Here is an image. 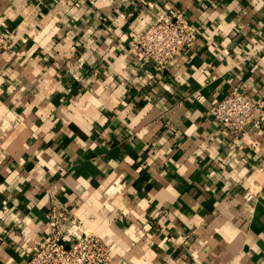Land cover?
<instances>
[{"label":"crops","instance_id":"obj_1","mask_svg":"<svg viewBox=\"0 0 264 264\" xmlns=\"http://www.w3.org/2000/svg\"><path fill=\"white\" fill-rule=\"evenodd\" d=\"M180 8L198 38L158 71L133 49ZM0 264H29L66 204L116 264H264V126L211 114L234 87L264 106V0H0Z\"/></svg>","mask_w":264,"mask_h":264},{"label":"built area","instance_id":"obj_2","mask_svg":"<svg viewBox=\"0 0 264 264\" xmlns=\"http://www.w3.org/2000/svg\"><path fill=\"white\" fill-rule=\"evenodd\" d=\"M4 25L0 23V52L10 50L17 36L16 31H5ZM197 38V27L185 12L171 7L157 13L135 37L133 49L163 71L182 50L192 48ZM211 114L223 129L240 138L249 126L259 130L264 126V106L238 87L215 103ZM47 218L48 238L30 255L29 264H116L112 241L86 231L84 223L66 204L54 200Z\"/></svg>","mask_w":264,"mask_h":264}]
</instances>
